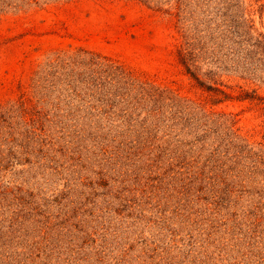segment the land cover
Listing matches in <instances>:
<instances>
[{
	"label": "rangeland",
	"instance_id": "rangeland-1",
	"mask_svg": "<svg viewBox=\"0 0 264 264\" xmlns=\"http://www.w3.org/2000/svg\"><path fill=\"white\" fill-rule=\"evenodd\" d=\"M0 264H264V0H0Z\"/></svg>",
	"mask_w": 264,
	"mask_h": 264
},
{
	"label": "trees",
	"instance_id": "trees-1",
	"mask_svg": "<svg viewBox=\"0 0 264 264\" xmlns=\"http://www.w3.org/2000/svg\"><path fill=\"white\" fill-rule=\"evenodd\" d=\"M77 53H78V58H80L78 61L77 60L75 61L74 59L65 58L66 60H64V62H62V63H65V65H67V67L69 65L83 64L84 61H87L88 64H90V65H94L95 68H93V70L89 73L91 82H89L88 86H86V88H88V89H90L91 84L93 85V83L96 80H100V78H98V77H93L94 74L97 73L98 71H99V73H100V71H102V72L106 73L108 75V77H114V78H116V80H121V79H124L127 77L130 78V73L127 72L123 66L115 64L114 61H112L108 58L101 57L98 54L91 53L89 51H84L82 49H80L79 52H77ZM178 54H179V58L181 60V63L189 71L190 66L187 63L185 54L183 53V50H180ZM66 57H70V56H66ZM55 63L58 64L59 62L55 61L52 64H55ZM70 69L72 70L73 68H70ZM189 72H191V71H189ZM193 76H194V74H193ZM72 89H73V91H75L74 88H72Z\"/></svg>",
	"mask_w": 264,
	"mask_h": 264
}]
</instances>
